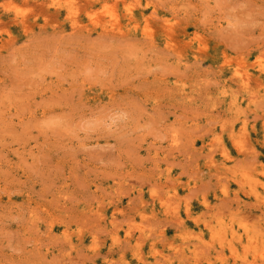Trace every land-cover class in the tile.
<instances>
[{
  "label": "rangeland",
  "instance_id": "obj_1",
  "mask_svg": "<svg viewBox=\"0 0 264 264\" xmlns=\"http://www.w3.org/2000/svg\"><path fill=\"white\" fill-rule=\"evenodd\" d=\"M0 264H264V0H0Z\"/></svg>",
  "mask_w": 264,
  "mask_h": 264
}]
</instances>
